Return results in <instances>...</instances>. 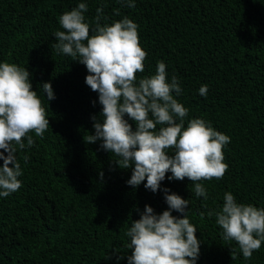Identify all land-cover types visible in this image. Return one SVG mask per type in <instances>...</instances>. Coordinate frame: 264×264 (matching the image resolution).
<instances>
[{"label": "trees", "instance_id": "trees-1", "mask_svg": "<svg viewBox=\"0 0 264 264\" xmlns=\"http://www.w3.org/2000/svg\"><path fill=\"white\" fill-rule=\"evenodd\" d=\"M0 264H264V0H0Z\"/></svg>", "mask_w": 264, "mask_h": 264}]
</instances>
